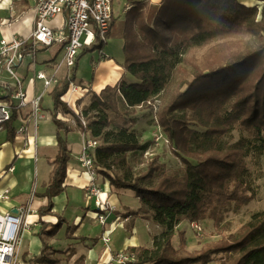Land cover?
<instances>
[{"label": "trees", "instance_id": "obj_1", "mask_svg": "<svg viewBox=\"0 0 264 264\" xmlns=\"http://www.w3.org/2000/svg\"><path fill=\"white\" fill-rule=\"evenodd\" d=\"M121 35L124 74L116 86L86 94L92 92L91 107L98 112L88 125L82 124L85 112L78 115L61 100L70 83H77L80 57L71 75L59 80L50 92L58 151L49 183L39 195L47 199L38 210L41 227L37 236L42 248L39 255L27 260L25 253L23 259L27 264H64L51 244L65 223L53 212V198L65 191L70 161V149L61 132L80 131L85 138L90 132L92 138L86 142L103 138L94 158L109 186L115 191L131 190L139 199L140 208L127 215L142 216L161 230L151 247L127 249L135 258L127 264H264V210L254 213L237 233L226 234L222 225L227 206L241 207L254 200L253 188L245 178L246 157L250 153L264 155V5L259 10L241 0H161L159 5L139 0L126 7ZM245 35L254 38L258 46L246 47L241 54L219 46L203 62H193L192 79L159 106L157 124L183 166L167 170L155 158L136 175L111 174L115 165L130 169L128 153L147 145H141L126 127L115 135L105 131L110 125L108 114L132 117L136 108L151 105L167 91L190 50ZM105 45L99 42L92 50ZM59 113L70 117L75 126L60 119ZM6 128L7 140L14 142L15 124ZM235 129L242 138L227 145L223 139ZM47 216L55 217L56 222L47 221ZM207 219L213 220L218 230L222 227L219 240L190 251L185 232L180 231L179 246L174 247L172 241L182 222ZM77 228L67 225L66 238H75ZM86 240L80 237L81 242Z\"/></svg>", "mask_w": 264, "mask_h": 264}, {"label": "crops", "instance_id": "obj_2", "mask_svg": "<svg viewBox=\"0 0 264 264\" xmlns=\"http://www.w3.org/2000/svg\"><path fill=\"white\" fill-rule=\"evenodd\" d=\"M38 1L39 0H0V40L3 38L10 39L13 35L29 37L34 27L36 18L35 7ZM149 1L153 5H159L161 2V0ZM241 1L246 6H257L259 10L264 5V0ZM62 22L63 17L58 16L50 24L51 26H58L61 25ZM123 59V55L117 59L109 58L106 55L103 56L94 66V79L90 87L80 86L88 88L97 94L107 86H116L124 74V69L122 67ZM42 64L44 66H42ZM53 66V60L41 62V68H39V71L36 73L38 74V72L42 71L47 75H52L55 71H53ZM37 74L34 77H29L28 73L25 74L23 79L24 83L27 81L28 77L31 79L29 80L30 83L24 86V88L27 91L29 100L43 95L41 100L43 107L46 89L41 91L40 88H38V83L42 81L37 79ZM53 88L54 87L47 89L48 94H50ZM86 96H84V98ZM80 98L81 96L76 95L71 103H74V101ZM42 114L45 116V119L38 128L35 129L33 125H30L28 134L15 139L14 142H9L7 140L6 130L0 131L4 132L3 135L0 134V194H3L6 190L9 191L8 199L0 198V215L15 213L21 207H30L31 213L29 214V221L33 225H31L30 229H26L23 232L22 238V243L25 239V245L27 244V248L24 250V254L28 253L27 260L39 255L42 248L41 240L37 236V232L41 227L38 210L40 207L47 204V199L39 195L44 193L49 183L50 174L53 169V161L58 151L56 138L57 129L53 123L52 114L51 112ZM65 120L71 122L69 118ZM73 134H76V137ZM61 135L68 143L70 161L68 162L65 191L53 198V212L60 215L65 220L61 229L66 228L67 225L78 226V228L73 233L75 238L68 239L64 237L60 239L56 236L51 241L54 248L59 251L56 257L62 259L64 264H116L113 262V256L117 252L125 251L130 247H145L144 245L148 244L144 233L140 234L141 231L136 226V220H141L143 223H147L148 226L150 221L142 216L127 215L129 211L134 210L120 213V201L115 196V191L114 194L110 192L111 187L101 175H99L97 179L98 183L106 194L107 192L110 194L109 201L117 205L118 212L112 214L108 219V223L102 226L95 219L94 211L89 210L91 203H89L88 200L86 201V211L82 213V218L80 207L74 209L72 207L70 211L71 203L80 196L78 195L80 190L84 192V196L86 197L84 186L87 184V177L83 173L77 160L84 143V137L80 131H72L69 133L61 132ZM26 138L27 141L25 142ZM12 167L14 170L10 171ZM41 173L42 175H40ZM86 216L93 222L92 225L94 224L90 229H88L84 223ZM71 217H74V220H72ZM116 217L120 219L117 220ZM46 220L56 222V218L53 216H47ZM181 225L182 224H180L178 228H180ZM92 231L93 233H91ZM109 232L110 242L105 244L102 240V236L104 233L107 235ZM116 233L120 235L117 241L115 240ZM151 234L152 238L156 236V234L150 233V235ZM80 237H85L88 240L81 242ZM19 257L24 264H27L21 254Z\"/></svg>", "mask_w": 264, "mask_h": 264}, {"label": "rangeland", "instance_id": "obj_3", "mask_svg": "<svg viewBox=\"0 0 264 264\" xmlns=\"http://www.w3.org/2000/svg\"><path fill=\"white\" fill-rule=\"evenodd\" d=\"M139 0H114L113 2V11H114V24L112 27V31L107 39L106 45L102 49H93L92 47L88 49H83L79 53V66L76 71V79L77 83L81 86L90 87L93 79H94V71L96 62L102 59L103 56H107L109 58H118L123 54V43L124 39L121 35L123 21L125 18L126 7ZM263 7V6H262ZM262 9V8H261ZM260 9V10H261ZM260 18V16H259ZM258 42L250 37V36H240L237 38H230L223 41H217L207 47L201 49L190 50L184 56V62L181 66V69L176 71L175 76L171 82L170 87L167 89L165 93H163L160 97L155 99L151 105L147 104L144 107L136 108L135 114L130 118H119L115 114H108V119L110 121V125L105 129V131H109L111 133L117 134L121 127H126L129 130V133L135 135L141 145H147V148L144 150H137L134 152L128 153L127 166L115 165L112 169L111 174H118L121 176L125 175H136L139 172H142L146 169L149 162L153 159L157 158L159 162L163 163L167 170H177L181 168L183 165L181 161L175 156L166 134L162 131V129L157 124L156 113L159 109L160 105L166 103L172 94H174L178 89H184V84L187 81H190L193 77V62L199 63L203 62V59L207 54H214L216 49L219 46H225L229 51H237V54H241L244 52L246 47L254 48L258 46ZM251 45V46H250ZM226 51V52H227ZM46 60H53V71L55 76L61 80L63 79L69 72L70 74L73 70H69L64 62H63V51L61 46L53 45L46 49H41L37 52L35 56H30L27 58L19 67L16 69L17 76L20 79H24L26 73L29 74V77H34L41 68V62L43 63ZM42 66H44L42 64ZM29 67V68H28ZM36 70V71H35ZM28 71V72H27ZM52 71V72H53ZM27 78L24 86H27L30 83L31 78ZM33 79V78H32ZM24 81V80H23ZM38 88L42 91L44 88L42 82L38 83ZM46 95L44 96V105L42 107V113L53 111V101L48 94V91H45ZM93 103V94L90 92L82 101L76 103V109L81 113L85 112V116L83 117L84 121L89 124L95 116L98 114L97 111L93 110L91 105ZM70 119V117H69ZM131 119H135V123H131ZM54 123V122H53ZM71 125L75 126V123L71 120L69 122ZM55 125V124H54ZM4 132H0L3 135ZM82 134V133H81ZM76 137V134H73ZM83 135V134H82ZM87 138L84 137V142L88 139H91V134L88 132ZM113 136L109 137L112 138ZM240 138H242V133L235 129L231 131L227 136L224 137V142L227 145L233 144L237 142ZM86 139V140H85ZM99 144L103 142V138L97 139ZM79 157V155H78ZM77 157V160H78ZM246 166L247 172L245 174L246 180H248L253 188L254 200L247 203L244 206L237 207L235 204H230L227 206L222 215V225H224L226 230V234H234L237 233L240 228L245 225L252 215L256 212L264 210V155H255L254 153H250L246 157ZM42 175V173L40 174ZM113 188L111 191L114 194ZM111 193V194H112ZM78 196L73 203H71V211L72 207L81 208V218L83 217L82 213H85V204L86 197L84 196V192L80 190ZM123 195V196H122ZM115 196L120 201V213L127 212L129 210L137 211L140 208L139 199L136 197L135 193L131 190H117L115 191ZM33 209V207H32ZM89 210H96L94 208L93 202H91V207ZM88 213V212H86ZM69 216V215H68ZM118 217V216H117ZM74 220V217H71ZM95 222V221H94ZM84 223L86 227L90 229L92 225V221L86 216ZM201 225L202 233L199 235L187 221L182 222L180 228L177 229V233L173 238L174 247L178 248L179 246V236L178 233L180 231L185 232L187 246L190 251L199 250L204 243L210 241H217L220 239L218 236V231H222V227L219 230L215 227L214 221L211 219L204 220L202 222H196ZM136 226L141 231L140 234L144 233L147 238L148 244L144 245L145 247H151L153 238L152 234L158 235L161 234V230L159 227L154 225L151 221L149 226L147 223H143L141 220H136ZM67 228V227H66ZM66 228L61 229L57 236L58 238L66 237ZM109 228V227H108ZM151 231V232H150ZM93 233V231L91 232ZM159 234V236H161ZM84 235V233H83ZM119 233H116L115 240L117 241L119 238ZM151 245V246H149ZM27 248V244L24 242L19 246L18 253L21 254L22 257L24 255V250ZM21 257V258H22ZM214 264H221L220 261H215Z\"/></svg>", "mask_w": 264, "mask_h": 264}, {"label": "built area", "instance_id": "obj_4", "mask_svg": "<svg viewBox=\"0 0 264 264\" xmlns=\"http://www.w3.org/2000/svg\"><path fill=\"white\" fill-rule=\"evenodd\" d=\"M114 0H39L36 7L34 27L29 37L13 35L10 39L0 40V131H7L8 124H15V139L28 134V128L33 125L35 129L45 119L42 114L41 95L35 99H28L24 82L17 76L16 69L27 58L35 56L41 49L53 45L61 46L63 62L69 70L76 66L79 53L83 49L92 47L99 42L107 43L114 20ZM58 16L63 22L58 26H51V22ZM71 75L70 72L66 75ZM37 79L43 82L47 90L57 85L59 79L45 72H38ZM88 88L77 83H70L67 92L61 100L71 107L76 114L77 101L72 102L76 95L85 96ZM5 97V98H4ZM80 98V99H81ZM60 119L65 120L61 113ZM83 126L86 122L82 118ZM27 138L25 139V142ZM99 142L90 140L84 142L78 157V163L87 177L84 186L86 198L93 202L95 219L100 225H106L110 216L118 212V207L109 201L110 194L100 187L98 183L99 169L95 163L94 150ZM13 167L10 171H13ZM9 191L0 194L1 199H8ZM30 207H21L15 213L0 215V264H24L20 259L18 248L22 244L23 232L30 229ZM117 218V217H116ZM120 218H117L119 220ZM190 226L200 235L201 225L190 223ZM110 232L103 234L105 244L110 242ZM134 256L125 251L117 252L113 256L116 264H127L134 261Z\"/></svg>", "mask_w": 264, "mask_h": 264}, {"label": "bare ground", "instance_id": "obj_5", "mask_svg": "<svg viewBox=\"0 0 264 264\" xmlns=\"http://www.w3.org/2000/svg\"><path fill=\"white\" fill-rule=\"evenodd\" d=\"M80 96H82L83 94H79ZM84 97V96H83ZM75 99V98H74Z\"/></svg>", "mask_w": 264, "mask_h": 264}]
</instances>
